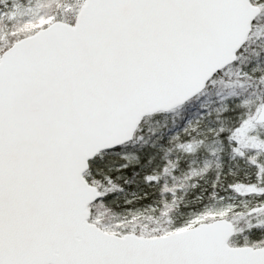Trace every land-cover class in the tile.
Masks as SVG:
<instances>
[{"label":"snow or ice","instance_id":"snow-or-ice-1","mask_svg":"<svg viewBox=\"0 0 264 264\" xmlns=\"http://www.w3.org/2000/svg\"><path fill=\"white\" fill-rule=\"evenodd\" d=\"M0 264H264V0H0Z\"/></svg>","mask_w":264,"mask_h":264}]
</instances>
